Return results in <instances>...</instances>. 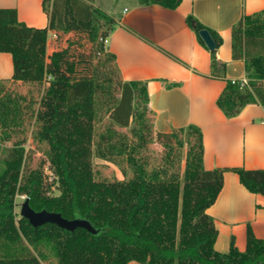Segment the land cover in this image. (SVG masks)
<instances>
[{"label":"trees","instance_id":"obj_1","mask_svg":"<svg viewBox=\"0 0 264 264\" xmlns=\"http://www.w3.org/2000/svg\"><path fill=\"white\" fill-rule=\"evenodd\" d=\"M182 1L142 3L175 10ZM42 5L49 21L45 28L27 26L15 9H0V53L12 56L14 69L11 80H0V264H264V240L250 227L244 252L234 239L227 253L218 252V231L207 212L226 171L264 197V169L207 170L201 129L156 131L146 82L122 80L116 56L105 45L116 26L113 17L93 0H42ZM186 21L204 46L199 31L211 33L216 43L212 75L226 78V65L216 58L222 38L193 14ZM81 34L96 47L89 55L72 51L83 44L71 37ZM50 36L65 37L67 46L48 56ZM231 48L232 58L243 61L249 83L241 88L227 81L217 106L228 119L248 105L264 107V10L244 15L233 26ZM18 82L43 86L40 100L8 86ZM27 125L36 128L34 140L48 146L57 196L48 194L42 168L27 165L26 138L14 139ZM152 140L165 149L157 167L141 155ZM174 147L186 149L183 167ZM99 162L117 166L123 179L99 178ZM18 196L35 211L85 219L97 233L70 232L51 223L34 228L17 215Z\"/></svg>","mask_w":264,"mask_h":264},{"label":"crops","instance_id":"obj_2","mask_svg":"<svg viewBox=\"0 0 264 264\" xmlns=\"http://www.w3.org/2000/svg\"><path fill=\"white\" fill-rule=\"evenodd\" d=\"M93 4L116 21L106 48L116 56L122 80L146 82L156 131L199 127L207 170L264 169V107L248 105L228 119L217 106L228 80L247 79L243 61L232 58V28L244 15L264 10V0H183L175 10L142 0ZM1 8L15 9L29 27L48 26L42 0H0ZM189 14L222 38L216 58L226 65V78L212 75L211 51L189 27ZM13 72L12 56L0 53V80H11ZM207 212L218 231L220 253L229 251L232 239L244 252L248 227L264 240V197L248 191L233 171L224 173L223 188Z\"/></svg>","mask_w":264,"mask_h":264},{"label":"rangeland","instance_id":"obj_3","mask_svg":"<svg viewBox=\"0 0 264 264\" xmlns=\"http://www.w3.org/2000/svg\"><path fill=\"white\" fill-rule=\"evenodd\" d=\"M115 1V0H114ZM94 5V4H93ZM96 8L104 11L102 8H99L95 6ZM105 12V11H104ZM72 40H77L78 42L82 43L83 46H80L78 48L74 47L73 48V53H84L85 55H89L92 51L96 50V47L93 46L91 43L86 42V35H75L71 37ZM50 43L49 47L47 49V54H51L53 50L58 49V48H64L67 46L66 43V38L62 37L60 40H56L55 36H50ZM10 89L20 92L22 94H27L29 96H32L36 101H39L41 98L42 94V89L44 88L43 86L41 88L35 86V85H30V84H21V83H12L10 85ZM147 123L152 124V120L149 117H146ZM106 123V117H103V121L97 125V129L99 131H103ZM35 127L33 125H27L26 126V131L24 133L18 134L14 139H21V138H26V143H25V150H26V155H27V165L30 166L32 169H36L38 167H41L43 172H44V181L46 186L48 187V194L51 196H57L59 195V190L57 188V185H52V180L50 175L52 174V170H49V161L47 158V150L48 146L44 143H39L34 140V131ZM120 130V129H119ZM121 131H126L124 129H121ZM129 137L132 140H135V138L129 134ZM153 137V135H151ZM150 138V135L147 136V139ZM154 138V137H153ZM184 140L186 141V136L183 137ZM11 143H6L5 147H11ZM175 154L177 155L178 160L181 161V165L183 167L184 165V156L186 153V149H178L174 147ZM2 157L5 155L2 153ZM141 155L146 157L149 161V164L151 167H157L158 163H162V158L165 155V149L162 145H160L157 141L152 140L147 143L146 148H144L141 151ZM95 167V170L98 172V177L101 179H113L114 177H117L119 179H123V176L119 170V168L111 163H105V162H99ZM124 167L127 166L126 162L124 161L122 163ZM130 174H128V177ZM50 177V178H49ZM25 200V196H18L16 198V208L15 211L18 216H21V205ZM53 262V261H52ZM43 264H49L47 262H44Z\"/></svg>","mask_w":264,"mask_h":264},{"label":"water","instance_id":"obj_4","mask_svg":"<svg viewBox=\"0 0 264 264\" xmlns=\"http://www.w3.org/2000/svg\"><path fill=\"white\" fill-rule=\"evenodd\" d=\"M199 37L210 51L216 50V43L214 41V38L207 29L200 30ZM20 215L21 217L27 219L34 228L51 223L70 232L81 228L86 229L92 234L97 233V231L85 219L68 220L64 218L60 213L48 212L47 210L35 211L31 208L28 199H25L22 203Z\"/></svg>","mask_w":264,"mask_h":264},{"label":"built area","instance_id":"obj_5","mask_svg":"<svg viewBox=\"0 0 264 264\" xmlns=\"http://www.w3.org/2000/svg\"><path fill=\"white\" fill-rule=\"evenodd\" d=\"M232 82L238 84L239 87H241V88L247 87V86H248V83H249L248 79H242V80H240V81H232ZM49 170H50V169H49ZM50 177H51V180H52V181L55 179V175H54L53 172H52V174L50 175ZM50 177H49V178H50Z\"/></svg>","mask_w":264,"mask_h":264}]
</instances>
